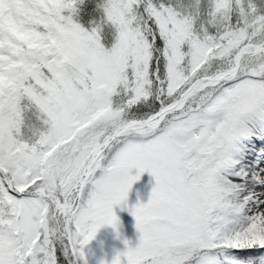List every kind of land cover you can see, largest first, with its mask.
<instances>
[{
  "label": "snow or ice",
  "instance_id": "snow-or-ice-1",
  "mask_svg": "<svg viewBox=\"0 0 264 264\" xmlns=\"http://www.w3.org/2000/svg\"><path fill=\"white\" fill-rule=\"evenodd\" d=\"M84 4L0 0V264H264V0Z\"/></svg>",
  "mask_w": 264,
  "mask_h": 264
},
{
  "label": "trees",
  "instance_id": "trees-1",
  "mask_svg": "<svg viewBox=\"0 0 264 264\" xmlns=\"http://www.w3.org/2000/svg\"><path fill=\"white\" fill-rule=\"evenodd\" d=\"M96 0H85V4L83 5V11L81 13V20L87 26L88 21L95 14L93 9L95 8ZM132 173H135V169L132 170ZM145 176L150 178V175ZM133 189L139 188L140 183L136 182L133 184ZM132 194V189H131ZM130 201H132V198ZM135 201V199H133ZM136 202V201H135ZM123 208L121 206H115L114 211L117 216L120 218V224L118 226V231L120 236H117L116 230H114L111 226H103L101 227L95 237L89 242L88 245L84 247L85 259L87 264H98L100 259H105L110 261L115 250H123L125 245L123 243L124 239L130 241L131 245H135L137 242V232L135 229V222H125L120 215L121 210ZM79 264H83L82 261H78Z\"/></svg>",
  "mask_w": 264,
  "mask_h": 264
},
{
  "label": "rangeland",
  "instance_id": "rangeland-1",
  "mask_svg": "<svg viewBox=\"0 0 264 264\" xmlns=\"http://www.w3.org/2000/svg\"><path fill=\"white\" fill-rule=\"evenodd\" d=\"M132 174H135V173H132ZM146 175H149V174L146 173ZM136 182L140 183V187L133 189V187H135V186H132V194H131V190L129 191V194H128V201H127L128 207H131L132 205L136 204L138 201L139 202H145L148 198L150 191H151L152 184L154 183L152 177L151 176H150V178L146 177L145 173L141 174L140 180L135 181L133 184H135ZM129 197L132 198V201H130ZM133 199H135L136 202ZM120 215L122 216V219L125 222H132L134 220V218L128 212L127 208H123L121 210ZM134 222H135V220H134ZM137 235H138V233H137ZM137 239H138V236H137Z\"/></svg>",
  "mask_w": 264,
  "mask_h": 264
},
{
  "label": "water",
  "instance_id": "water-1",
  "mask_svg": "<svg viewBox=\"0 0 264 264\" xmlns=\"http://www.w3.org/2000/svg\"><path fill=\"white\" fill-rule=\"evenodd\" d=\"M77 264H78V262H77Z\"/></svg>",
  "mask_w": 264,
  "mask_h": 264
}]
</instances>
